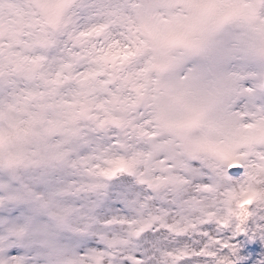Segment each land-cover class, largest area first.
<instances>
[{
  "label": "clouds",
  "instance_id": "clouds-1",
  "mask_svg": "<svg viewBox=\"0 0 264 264\" xmlns=\"http://www.w3.org/2000/svg\"><path fill=\"white\" fill-rule=\"evenodd\" d=\"M0 264H264V0H0Z\"/></svg>",
  "mask_w": 264,
  "mask_h": 264
}]
</instances>
